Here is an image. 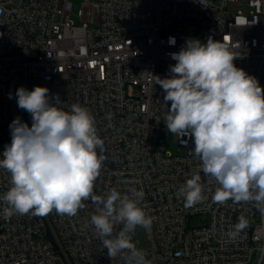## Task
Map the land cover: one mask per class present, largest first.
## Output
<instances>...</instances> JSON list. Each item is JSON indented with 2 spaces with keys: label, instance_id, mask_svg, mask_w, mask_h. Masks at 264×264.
Returning <instances> with one entry per match:
<instances>
[{
  "label": "built area",
  "instance_id": "built-area-1",
  "mask_svg": "<svg viewBox=\"0 0 264 264\" xmlns=\"http://www.w3.org/2000/svg\"><path fill=\"white\" fill-rule=\"evenodd\" d=\"M76 1L74 12L73 0H0V159L11 122L32 125L16 90L47 87L51 103L58 96V107L79 104L95 119L106 157L95 194L143 191L149 243H139L137 228L130 235L150 264H264V212L254 202L214 203L219 185L201 172L206 198L185 206L178 190L200 161L190 137L172 135L177 152L166 148L171 102L154 83L170 77V53L186 39L211 37L233 47L236 67L264 88V0ZM10 187V173L0 168V196ZM84 205L71 217L53 210L5 219L0 201V264H126V253L108 256L90 222L96 207ZM241 215L248 226L229 239ZM196 216L203 221L192 224Z\"/></svg>",
  "mask_w": 264,
  "mask_h": 264
},
{
  "label": "clouds",
  "instance_id": "clouds-1",
  "mask_svg": "<svg viewBox=\"0 0 264 264\" xmlns=\"http://www.w3.org/2000/svg\"><path fill=\"white\" fill-rule=\"evenodd\" d=\"M168 42L174 45L175 38L169 37ZM170 56L176 61L169 67L170 77H154L155 85L165 92L164 102H171L164 122L168 132L194 140L190 152L200 161L199 172L178 190L185 206L206 198L203 172L219 185L214 203L254 202L264 212V88L236 67L233 47L211 37L207 43L188 38ZM15 96L18 107L30 114L32 125L19 117L9 125L11 143L5 145L0 159L11 184L0 196L4 218L29 213L46 216L53 210L71 217L90 200L96 207L90 222L108 256L116 259L126 253V264H150L130 235L137 226L152 224L140 206L143 191L132 188L129 195L112 189L106 196L94 192L106 157L104 140L88 109L73 104L70 111L63 110L58 107L59 97L51 103L49 89L43 86L31 91L21 86ZM237 219L227 233L229 239L248 226L243 215ZM116 225L122 228L114 234Z\"/></svg>",
  "mask_w": 264,
  "mask_h": 264
},
{
  "label": "rangeland",
  "instance_id": "rangeland-1",
  "mask_svg": "<svg viewBox=\"0 0 264 264\" xmlns=\"http://www.w3.org/2000/svg\"><path fill=\"white\" fill-rule=\"evenodd\" d=\"M73 2H74L73 11L75 12L77 7H78V2L76 0H73ZM172 135H173L172 133L168 132L166 148L168 150H170L172 153H176L177 148H176L175 143L173 142V139H172L173 136ZM191 220H192V224H195L198 221H203L201 216H196ZM135 237L139 240V243L141 245H143V246L148 245L149 241L147 239L146 231L143 227H140V226L137 227Z\"/></svg>",
  "mask_w": 264,
  "mask_h": 264
}]
</instances>
